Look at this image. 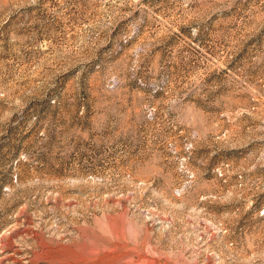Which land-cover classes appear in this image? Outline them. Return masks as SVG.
I'll use <instances>...</instances> for the list:
<instances>
[{
  "label": "rangeland",
  "instance_id": "obj_1",
  "mask_svg": "<svg viewBox=\"0 0 264 264\" xmlns=\"http://www.w3.org/2000/svg\"><path fill=\"white\" fill-rule=\"evenodd\" d=\"M0 264H264V0H0Z\"/></svg>",
  "mask_w": 264,
  "mask_h": 264
}]
</instances>
